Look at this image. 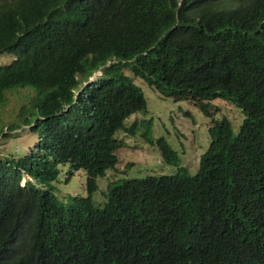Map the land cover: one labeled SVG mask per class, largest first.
Segmentation results:
<instances>
[{"label":"trees","instance_id":"16d2710c","mask_svg":"<svg viewBox=\"0 0 264 264\" xmlns=\"http://www.w3.org/2000/svg\"><path fill=\"white\" fill-rule=\"evenodd\" d=\"M2 55L14 59L0 66V107L12 92L29 101L0 118V152L16 146L0 154V250L40 264H60L46 253L79 264H264V0H0ZM134 78L207 117L221 99L244 119L236 134L226 118L209 128L194 178L115 177L99 207L96 180L116 170L120 133L133 134L125 121L148 113ZM65 165L86 176V196L69 207L49 187Z\"/></svg>","mask_w":264,"mask_h":264},{"label":"rangeland","instance_id":"374dc122","mask_svg":"<svg viewBox=\"0 0 264 264\" xmlns=\"http://www.w3.org/2000/svg\"><path fill=\"white\" fill-rule=\"evenodd\" d=\"M13 59V56H0V66L10 64ZM133 82L142 89L148 114L143 116L136 113L132 115L133 117L131 116V119L125 121L127 127H132L130 131H133V134L120 133L118 138L122 147L116 151L118 158L116 170L113 173H110L112 170L107 171L105 177L97 179L98 191L92 199L99 207L104 204V199L102 202L99 200L102 197V191H106L107 183L112 178L117 177L115 180H122L147 176L159 177L174 174L179 167L187 168L189 174L194 175L198 170L199 159L210 143L209 128L226 118L236 134L244 119L241 108L221 99L213 101L216 110L214 113L211 111L212 115L207 117L191 101H174L171 98H164L139 78H134ZM27 95L26 92L8 94L6 105L0 107V118L5 124L25 107L29 101ZM224 103L228 105L222 106L221 104ZM149 119L151 126L145 121ZM150 127L151 130L147 131ZM146 132L145 138L142 134ZM160 138H163L178 155L177 165L169 164L161 147L155 143ZM26 142L30 144L32 138L21 139L19 144L26 146ZM15 149L16 146L10 144L8 147H3L0 154L10 155ZM60 169L58 180L49 186L57 198L66 202L70 196H86L85 173L81 170L74 171L69 165L61 166ZM63 197L65 199H62Z\"/></svg>","mask_w":264,"mask_h":264},{"label":"clouds","instance_id":"9594fccd","mask_svg":"<svg viewBox=\"0 0 264 264\" xmlns=\"http://www.w3.org/2000/svg\"><path fill=\"white\" fill-rule=\"evenodd\" d=\"M100 72H96L95 75H99ZM94 78H92L90 81H93ZM148 114V113H147ZM150 120V119H149ZM147 133V132H146ZM212 139H211V136H210V143H211ZM157 142V141H156ZM155 142V143H156ZM210 143H209V146L208 148L210 147ZM157 144V143H156ZM207 148V149H208ZM207 149L206 151L201 155L200 159H199V165H198V170L197 172L194 174V175H190L189 172H188V169L187 168H184V167H179L177 169V171L174 173H178L179 171L181 170H184L186 172V174L190 177V178H194L198 173H199V170H200V163H201V160H202V157L205 155V153L207 152ZM173 151V150H172ZM176 154V153H175ZM162 155V154H161ZM163 156V155H162ZM167 162L169 164H176L177 165V162H178V155L176 154V157L172 160H169L167 159ZM118 169V168H117ZM79 171V170H78ZM174 174H171V175H174ZM98 179V178H97ZM115 178H112L110 181L114 180ZM97 181V180H96ZM109 182V181H108ZM204 182V178H198V179H194L190 182L189 184V187L191 188H197V187H201V184ZM25 184V180H23L21 182V185H24ZM98 185V184H97ZM85 189H86V181H85ZM98 191V190H97ZM96 191V192H97ZM87 192V190H86ZM95 192V193H96ZM94 193V194H95ZM103 193V191H102ZM93 194V195H94ZM92 195V196H93ZM81 196V195H80ZM84 197V196H83ZM103 197V195H102ZM100 197L99 200H101V202L103 201V198ZM62 199H65L64 197ZM71 201L72 199H70V197L68 198V200L66 202H63V205L64 206H67L68 207L70 206L71 204ZM93 201V199H92ZM82 229H79V228H75L71 231L68 232V235H73V234H77L81 231ZM44 251H47V248H43ZM46 255L50 258V259H53L57 262H59L60 264H79V256L78 254L76 255V257H71L67 254H64V253H46ZM41 261H34V262H25L23 261L22 257H21V251L20 252H13L11 250H4V249H1L0 250V264H40ZM92 264V263H91Z\"/></svg>","mask_w":264,"mask_h":264}]
</instances>
